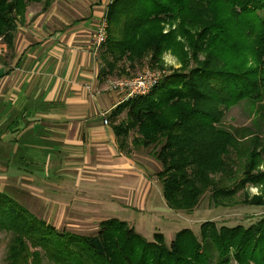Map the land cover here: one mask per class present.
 Masks as SVG:
<instances>
[{"label": "trees", "instance_id": "trees-1", "mask_svg": "<svg viewBox=\"0 0 264 264\" xmlns=\"http://www.w3.org/2000/svg\"><path fill=\"white\" fill-rule=\"evenodd\" d=\"M53 1L0 0L2 41L11 47L17 14L28 3L42 2L46 9ZM105 19L100 81L162 63L166 51L182 67L191 63L107 116L120 150L160 146L156 175L166 205L191 211L207 190L215 206L229 207L239 190L245 203L264 205L262 195H245L248 186L264 183V171L252 172L264 164V128L224 124L229 108L264 102V0H112ZM165 25L174 27L164 32ZM0 231L10 235L3 264H264V222L204 221L199 235L183 228L168 244L161 232L148 240L118 218L80 234L59 230L0 190Z\"/></svg>", "mask_w": 264, "mask_h": 264}, {"label": "crops", "instance_id": "crops-1", "mask_svg": "<svg viewBox=\"0 0 264 264\" xmlns=\"http://www.w3.org/2000/svg\"><path fill=\"white\" fill-rule=\"evenodd\" d=\"M111 1L31 5L11 47L0 44V180L16 182L0 190L40 202L56 228L128 223L155 207L145 160L103 123L124 100L98 79L92 44Z\"/></svg>", "mask_w": 264, "mask_h": 264}, {"label": "rangeland", "instance_id": "rangeland-1", "mask_svg": "<svg viewBox=\"0 0 264 264\" xmlns=\"http://www.w3.org/2000/svg\"><path fill=\"white\" fill-rule=\"evenodd\" d=\"M31 5H36L37 8L44 9L42 2L28 3L24 9L19 11L17 14V22L23 21L25 13L28 10V7ZM213 8L215 11H221V4H214ZM171 25H165L164 32H167L169 29H172ZM0 44H5L0 38ZM99 53V52H98ZM181 60L177 55L171 51H166L162 56V63H158L155 66H147L145 68H150L152 70L160 72L163 76L172 72V70H183V68L188 69L190 64L187 67H182L180 62ZM144 68V69H145ZM142 73V70L139 73L125 76L131 77L137 76ZM259 106H253L248 102H241L240 104L229 108L225 112L224 124L227 128L233 129L234 127L240 126H249L250 128H264V102L258 104ZM125 117V113L122 115ZM133 134L128 138V142L132 139ZM160 146H149L147 148H132L128 152L133 153L137 157H142L145 160V166L147 171L150 173L148 178L153 182L152 193L156 194L155 199V209L148 208L143 212H138L132 210L133 218L128 221V224L135 228V230L144 236L148 240H153L155 232H161L165 242L168 244L175 237L176 233L183 228L192 229L196 235L200 233V224L204 221H214L218 226H236L242 225L244 227L256 226L259 222H264V205H250L243 201V191L239 190L233 198L230 200L231 204L228 206H215L214 202L211 201L210 190H207L200 198L197 206L191 211H175L170 209L163 198L162 187L157 178L156 173L161 170V164L157 160L154 152L159 149ZM240 165L237 164L236 168L239 170L238 175H241ZM258 171H264V164L261 161L259 165L252 172L256 173ZM219 177V174L215 176ZM10 186L16 184L15 181L10 179L0 180L1 183ZM19 183V182H17ZM159 194L161 196V201L159 200ZM253 194H260L264 198V183H258L256 185H250L245 190V195L252 196ZM17 198V197H16ZM22 204H25L29 209L33 210L34 214L38 217L45 219L48 222H51L48 219V214L45 213L42 208V204L35 199L28 198L26 195H19L17 198ZM152 209V210H151ZM119 217V215L117 216ZM90 227L87 229H73V228H58L59 230H68L72 232L93 234L97 231L98 222L92 225H84V228ZM10 241V235L4 231H0V264H3L5 261V256L7 253L8 244ZM230 264H238L235 260L232 259Z\"/></svg>", "mask_w": 264, "mask_h": 264}, {"label": "built area", "instance_id": "built-area-1", "mask_svg": "<svg viewBox=\"0 0 264 264\" xmlns=\"http://www.w3.org/2000/svg\"><path fill=\"white\" fill-rule=\"evenodd\" d=\"M107 39V23L105 17L98 24L92 35L93 51L98 54L100 48ZM162 74L150 68H145L141 74L133 77H124L107 80L110 89L119 91L123 94L124 100L136 95H145L158 83ZM103 123L108 124V118L104 116Z\"/></svg>", "mask_w": 264, "mask_h": 264}]
</instances>
